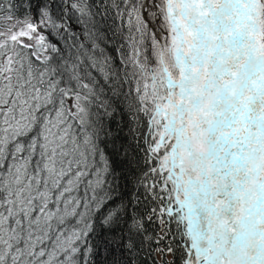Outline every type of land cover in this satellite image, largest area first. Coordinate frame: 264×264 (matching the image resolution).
Masks as SVG:
<instances>
[{
    "label": "snow or ice",
    "instance_id": "6c2138e0",
    "mask_svg": "<svg viewBox=\"0 0 264 264\" xmlns=\"http://www.w3.org/2000/svg\"><path fill=\"white\" fill-rule=\"evenodd\" d=\"M0 264H264V0H0Z\"/></svg>",
    "mask_w": 264,
    "mask_h": 264
},
{
    "label": "trees",
    "instance_id": "16d2710c",
    "mask_svg": "<svg viewBox=\"0 0 264 264\" xmlns=\"http://www.w3.org/2000/svg\"><path fill=\"white\" fill-rule=\"evenodd\" d=\"M157 259H159V257H157Z\"/></svg>",
    "mask_w": 264,
    "mask_h": 264
}]
</instances>
